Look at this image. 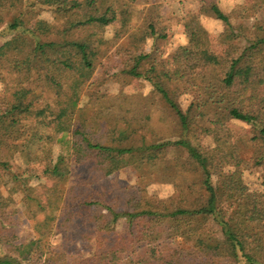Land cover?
Segmentation results:
<instances>
[{
	"label": "trees",
	"instance_id": "1",
	"mask_svg": "<svg viewBox=\"0 0 264 264\" xmlns=\"http://www.w3.org/2000/svg\"><path fill=\"white\" fill-rule=\"evenodd\" d=\"M137 2L0 0V26L13 14L6 30L14 34L0 51V187L16 157L44 165L33 178L14 175L10 188V196L22 193L25 215L44 216L35 239L11 242L13 199L0 198V239L10 248L0 264H264V0L228 13L202 0L197 12L167 18L161 30L139 23ZM39 7L52 19H39ZM203 16L225 26L223 54L212 50ZM179 23L187 43L165 57L167 31ZM126 35L120 68L102 80L150 84V98L175 116L178 139L141 135L142 103L121 93L104 105L92 89L98 60ZM233 120L245 122L249 136L237 137ZM67 134L69 153L55 158ZM74 165L84 173L69 187ZM128 166L139 173L135 185L100 184ZM254 169L259 189L245 178ZM152 182L175 189L153 196ZM210 221L222 238L204 230ZM54 232L88 242L90 252L69 263L48 244Z\"/></svg>",
	"mask_w": 264,
	"mask_h": 264
},
{
	"label": "rangeland",
	"instance_id": "2",
	"mask_svg": "<svg viewBox=\"0 0 264 264\" xmlns=\"http://www.w3.org/2000/svg\"><path fill=\"white\" fill-rule=\"evenodd\" d=\"M88 1V0H87ZM221 8L222 11L228 13L232 7L235 5H246L251 3L253 0H213ZM202 4V0H138L135 4L134 11L137 20L140 24H144L147 21H154L157 28L161 30L167 18L170 17H180L183 13L187 11L197 12ZM40 12L39 19L51 20L53 15L50 10H43L39 7ZM13 14H10L6 19L5 23L0 26V51L3 50L12 40L14 36L13 32H8L6 30L7 24L10 22ZM202 23L207 28L211 36V48L215 53L223 54L226 47L221 44L220 36L225 30V26L219 20L210 18L207 16L202 17ZM138 27L133 29V33L137 31ZM111 29L108 35L112 32ZM107 35V34H106ZM168 38L165 42L164 56L167 57L179 46L185 45L187 43V37L184 33L183 26L179 23L173 26L167 31ZM130 37L126 35L124 39L120 41L118 45L112 47L105 56L101 57L97 63V69L94 75L95 85L92 89L97 90L103 96L101 99L104 101V105H109L111 102L106 101L112 96L118 94H123L129 97L130 100L138 101L142 103L140 112V118L143 119V126L146 130L141 129V135H147L150 140L155 138L157 141H164L166 139L175 140L180 136V131L176 124L172 122L175 117L166 107L162 100H153L150 98V93L152 91V86L146 82H141L139 80H133L128 84H122L116 79L104 81L102 80L103 73L109 70L110 74L113 75L117 67L120 68L119 64L121 58L117 54V50L120 45L128 46L130 44ZM1 91V85H0ZM149 117V118H148ZM110 123V122H108ZM236 130L237 137L249 136L250 130L249 126L238 120H233L229 123ZM72 137L67 134L64 135L54 148V157L56 158L60 154L68 155L69 148L72 145ZM44 170L43 164L30 165L26 164L21 157H16L10 167V173L5 176V185L0 187L1 197L7 198L10 196V188L15 184L14 175L17 176L19 182L27 178H33L37 175H41ZM84 173L83 166L77 165L72 166L71 171L68 173V183L67 186H72L77 182ZM139 177V173L133 166H128L115 174L103 179L100 184L104 187H109L110 185H118L122 188H127L136 184ZM247 184L252 189H259L261 184V170L254 169L252 171L246 172L245 175ZM218 178H214V182L218 184ZM36 184V181H33ZM174 187L172 184L152 182L148 185V192L153 196H159L161 198L170 196ZM13 199V203L10 206L8 213L11 214L10 223L6 224L5 234L11 237V242L13 244H20L22 242H27L37 237V232L35 231V224L38 221L44 219L43 214L39 216L36 220L30 219L24 214V206L22 203V193L17 192L16 194L10 196ZM206 231L214 232L218 237L222 238L221 229L216 223L210 221L204 227ZM5 239H0V254L9 251V247L4 243ZM48 244H51L52 251L54 254L58 255L61 253L69 254L68 262L76 260L79 256H87L91 248L88 242L79 241H64L59 233L54 232L50 235L48 239ZM50 250V251H51ZM49 251V252H50ZM55 256V255H54ZM49 257V254L47 255Z\"/></svg>",
	"mask_w": 264,
	"mask_h": 264
}]
</instances>
